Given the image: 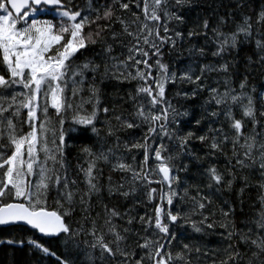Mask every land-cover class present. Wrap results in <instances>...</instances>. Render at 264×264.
<instances>
[{"label":"snow or ice","instance_id":"snow-or-ice-1","mask_svg":"<svg viewBox=\"0 0 264 264\" xmlns=\"http://www.w3.org/2000/svg\"><path fill=\"white\" fill-rule=\"evenodd\" d=\"M141 4L143 5L142 20L136 13H132L131 18L124 19L117 16L114 10L118 6L121 11L131 12L132 7L141 9ZM238 6L243 7L242 4ZM77 7L75 0H0V68L4 72L0 74V91L10 92V96L0 94V170H2L0 225L30 226L42 236L63 239L66 248L69 247V241H73L76 237L81 235L91 237L90 244L85 241L89 249L85 253L86 264H105V261L117 259L120 264H176L179 260H184L185 264H191L185 259V252L190 255L193 251L188 244L183 245L184 252L173 256L170 250L165 251V243H161L160 239L140 237V234L136 233L135 235L138 239H142L143 243L137 242L136 247H131L128 244V238L135 217H128L127 213L122 214L117 209H110L104 204L101 205L102 216L100 212H97L95 216L92 215L94 211L92 198L98 196L101 191L98 176L94 175V172L102 171L97 169V162L101 160L109 162V156L113 153L109 149L107 153L101 151L97 154L90 148H84L83 151L90 160L88 168H82L81 171L84 172L88 190L81 192L77 187L74 191L72 186H75L77 182L69 178L67 165L64 162L65 118L71 113V123L80 126L85 138L89 133L98 137L100 129L96 127V123L99 114L103 112L107 116L115 109L101 107V93L95 83L97 75L100 76L101 82L110 77L128 82L137 81L136 96L132 99L135 101L137 96L144 97L147 100V110L144 103H140L129 118L116 115L115 130L111 121L106 120L104 123L107 126L106 136H115L117 131L147 127L143 143L134 142L131 147L125 144V149L129 152L133 149L143 150L142 166L137 169L134 163L113 165L116 171L131 173V180L113 185L112 178L109 176L108 193L127 198L135 193L137 183L142 187H148L154 183L166 187V191L162 188L159 192L155 187L149 188V201L159 199L160 204L155 208L154 218L146 219L141 216L139 223L145 232L154 225V228L158 230L156 234L166 238V243L170 244L176 238L170 233V226H175L178 221L183 220L185 223L190 221L191 227L196 232H202L203 228L198 226L196 221L191 220V215H200L202 217L200 225L210 230L214 229L217 222L208 223L210 217L203 213L212 204V200L202 195L198 188L197 196H190V185L185 187L182 193L179 191L181 185L179 173L187 172L188 165L180 168L173 163L179 154L174 156L169 151L168 146L163 142L165 138L169 142L175 141L183 154H189V142L194 138L199 139L201 143L208 142L210 148L218 152H223L222 145L231 142L236 165L243 169L258 164L261 174L264 175V143L258 145L257 141V136H264V133H258L255 130L260 120L256 116L253 96L244 91L248 84L247 75L239 85L241 90L239 95L233 94L236 90L230 87V81L227 82L229 87L223 93L213 88L211 95L217 105H223L229 101L235 104L247 99V104L243 106V115L250 118L253 123L252 134L245 135L242 121L233 119L230 127L235 135L231 138L223 133L222 128H209L211 136L205 134L196 137L191 131L181 136L170 125L178 128L179 117L186 116L187 113L177 112L171 101L167 100V85L175 84L179 80L195 84L199 90L200 81L206 72L227 73L229 71L227 62L219 68L204 65L194 79V72L190 66L183 71L182 75L177 76L176 72H169L168 65L162 63L163 46L168 45L171 49H175L177 40L184 39V33L176 31L175 28L170 29L168 25L173 21L177 25L185 22L180 12L185 7H191V0H135L134 3L133 0L128 2L113 0V4L104 7L102 12L92 7V0H88L86 9L74 10ZM93 13L95 18L91 19L90 16ZM40 16L51 18L39 19ZM114 20L120 23L122 33L112 32L111 38L116 40L121 35L129 38V43L122 45L127 49L126 58L121 60L120 57L113 56L112 45H106L98 54L107 57L103 67L91 60L77 64L76 60L79 56L85 55L90 45H95L97 39H103L102 32L112 31L111 22ZM103 21L109 22L107 28L102 27ZM220 23L224 24L226 21L222 18ZM256 23L264 25V10L258 14ZM93 24L96 25L95 32L91 31ZM252 27V18L245 17L243 24L230 35L220 31L219 27L213 29L217 51L212 55L222 56L229 49H236L238 37L242 34L247 39L252 34ZM86 28L89 29L87 33ZM202 28L204 35L207 36L209 29L207 19L203 21ZM161 29L163 35H161ZM196 35L198 33L195 30L188 32L189 38ZM256 46L264 50V44L261 41H257ZM190 51L193 50L190 49ZM197 55L204 56V50L199 49ZM153 57H155L154 65L149 63ZM108 61L111 63L109 64ZM260 62L264 64V55L260 56ZM248 63H252L250 57ZM154 66L157 71L155 76H153ZM86 72L93 74L92 81L89 82L87 98L81 95L85 91L83 85L86 81ZM17 89L20 90L17 91ZM69 90L70 97L67 95ZM255 91L256 89L253 88L252 92ZM192 95L195 96L196 92L194 91ZM259 95L264 105V92ZM78 96L79 102H77ZM184 97L188 98V93H184ZM86 105L91 106L90 112ZM50 108L55 110L57 128L49 127ZM24 110H27L26 123L30 129L26 133L23 132L22 126L19 130L17 128V122L21 125L24 123L20 120ZM217 115L216 112L210 113L212 117ZM227 116L232 118L231 111L227 113ZM260 116L264 117V111L260 113ZM200 123V120L196 121L197 125ZM216 133L221 135L218 136ZM157 138L160 143L158 147H153L156 145ZM117 141L119 144L118 136ZM237 147L242 149V152L237 151ZM9 151L10 154H8ZM254 151L259 152L258 157L254 155ZM150 154L156 163L155 170L147 167ZM133 161L135 162V157ZM154 174H158L160 179L153 180L151 177ZM206 175L209 180L207 187L210 190L215 188L217 193L221 191L222 186L231 190L236 179L235 173L229 172L231 179H228L215 167L207 169ZM31 177L36 178L35 182H30ZM245 182H247L246 178ZM125 183L131 186L130 190H124ZM260 187L264 188V184ZM53 190L56 193L55 203L59 210L49 211L47 199L50 191ZM243 193L242 188L240 195L243 196ZM186 197L192 201L191 215L172 214L174 200L183 202ZM10 200L19 202H9ZM260 202L262 211L259 213L260 218L256 224L264 230V196L260 197ZM77 209L81 213L82 222H76L78 226L73 227L66 222V217L71 219L73 212ZM234 212L235 209L231 206L227 212L221 209V215L227 222H221L219 226L225 229L231 227L232 230L228 231V239L234 235H240V239L247 244L250 237L236 232L234 221L229 219ZM117 219L125 220L130 227L121 228L115 223ZM250 242L258 250L253 253V257L258 258L259 255L264 254V236H258ZM0 243L14 244L16 242L8 240L0 241ZM18 243L20 247H23L25 241L21 240ZM27 243L45 256L54 257L57 264H77V261L72 259L70 249L67 253L68 258L61 259L37 240H29ZM71 247L79 249V244L73 243ZM136 248L145 255L137 259ZM97 251L100 254L98 258L95 256ZM195 251L199 252L200 249L197 248ZM225 251L228 255L219 264H240L243 254L238 249L233 250V246L229 245ZM213 264H216L215 260ZM260 264H264V261Z\"/></svg>","mask_w":264,"mask_h":264},{"label":"trees","instance_id":"trees-1","mask_svg":"<svg viewBox=\"0 0 264 264\" xmlns=\"http://www.w3.org/2000/svg\"><path fill=\"white\" fill-rule=\"evenodd\" d=\"M124 1L128 2V0ZM134 2L135 0H133V3ZM87 4L88 0H80L76 4L78 7L74 10H79L80 8L86 9ZM112 4L113 0H92L94 9H100L101 12L104 7L111 6ZM238 4H242L243 7H239ZM142 6L141 4V9L132 7L131 12L121 11L118 6L114 10L117 16H121L124 19H129L132 13H136L142 20ZM261 10H264V0H191V7H185L180 12L185 22L177 25L175 21H173L168 25L170 29L175 28L176 31L184 33V39L177 40L175 49H171L168 45L162 48V63L168 65L170 73L176 72L177 76L182 75L183 71L190 66L193 69V78L195 79V76L200 73V68L204 65L219 68L226 62L229 64V71L227 73L218 71L206 72L200 81L199 90L195 84L180 82L179 80H177L175 84L170 83L167 85L166 98L169 97L177 112L187 113L186 116L179 117V127H175L179 135L182 136L191 131L195 133L196 137L205 134L211 136L212 134L209 133V128H222L223 133L231 138L235 135L234 130L230 127L233 119L242 121L245 135L252 134L253 123L250 118L243 115V106L247 104V99L235 104L229 101L226 104L217 105L213 101L211 95V89L213 88L219 89L222 93L223 90H227L229 85L227 84L228 81L231 82L230 87L236 90L233 94L239 95V92H241L239 85L243 81L245 75H247L248 84L244 91L253 96L255 100L256 116L257 119L260 120V124L255 126V128H257L255 130L258 133H264V117L260 116L261 111H264V105H262L259 95L261 92H264V64L260 62V56L264 55V50L258 49L256 46L257 41H261V43L264 44V25L256 23L258 14ZM245 17L252 18L253 27L251 36L245 39L241 34L238 37L239 42L236 49H229L227 53L222 56H213L212 53L217 51V42L212 30L219 27L220 31L224 32L226 35H230L237 31L239 25L243 24ZM90 18L94 19L95 14L93 13ZM222 18L226 23H220ZM205 19H207L209 23L207 36L204 35V30L202 28ZM108 24L109 22L107 21L101 22L102 27L105 28L108 27ZM111 24L112 31L102 32L101 37L103 39H97L95 45H90L84 56H79V54H77L79 56V59L76 60L77 64H83L91 60L95 64H100L103 67L107 57L98 54L102 52V49L106 45H112L113 56L120 57L121 60L126 58L127 49L126 47H122V45H127L129 43V38L121 35L116 40H113L111 38L112 32L122 33V27L120 23L115 20L112 21ZM193 30H195L198 35L189 38L188 32ZM88 31L89 29L86 28L85 32L87 33ZM91 31H96L95 24L92 25ZM163 34V30L161 29V35ZM201 48L204 50V56L197 55V51ZM190 49L193 51H190ZM249 57L252 61L251 64L248 63ZM154 61L155 57H153L149 63L154 65ZM108 63L110 64L111 61H108ZM1 70L3 69L0 68V71ZM155 71L154 66L153 72ZM85 75L86 81L83 85L85 91L81 93V95L87 98L89 95V82L92 81L93 74L91 72H86ZM95 83L100 89L101 107L115 109L114 112L110 111L107 116H105L103 112L99 114L96 127L100 129V135L97 137L89 133L88 137L85 138L81 133L80 126L71 123V113L65 118L66 122L64 124L66 133L64 162L67 165V174L69 178L77 182L75 186H72L74 191L77 187L81 192H86L88 190L84 172L81 171L82 168H88L90 160V157L84 153V148H90L97 154L101 151L107 153L109 149H111L113 153L109 156V162L106 163L102 160L97 162V169L102 171L94 172V175L98 176L101 191L98 196H93L92 198V206L94 209L92 215L95 216L97 212H100L102 216L103 212L101 205L104 204L110 209H117L122 214L127 213L128 217H135L131 225V234L128 238V244L131 247H136L137 242L143 243V240L138 239L135 235L136 233H139L140 237L148 236L153 240L160 239L161 243H165V251L170 250L173 256H175V252L176 254L184 252L183 245L188 244L192 247L193 251L191 252L192 255L185 252V259L189 260L191 264H213L214 260L216 264H219L221 260L227 257L228 252L225 250L228 249L229 245L233 246V250L238 249L243 254V259L240 264H249V261H251V264H260L261 261H264V254L259 255L258 258L253 257V253L258 250L250 242L251 240L257 239L258 236H264V230H261L256 224V221L260 218L259 213L262 211L260 197L264 196V188H261L260 185L264 184V175L261 174L258 164L243 169L236 165V160L233 158L231 142L228 143L229 145H222L223 152H218L211 149L208 142L201 143L199 139L194 138L189 142V154H183L179 147L176 146L175 141L171 143L165 138L166 141H168L169 151L174 156L179 154L173 163L180 168H183L184 165H188L187 172L181 171L179 173L181 180L179 191L182 193L183 189L190 185V196H197L198 188L202 195L209 197L212 200V204L204 210L203 214L210 217L208 223H212L213 221L217 223L214 229L211 230L200 225L199 222L202 217L200 215H191L193 211L192 201L186 197L183 202L174 200L171 211L174 214L180 213L181 216H185L186 214L191 215V220L196 221L197 225L203 228L202 232H196L194 229H190L192 228L190 221L188 223H185L183 220L178 221L175 226L170 228V233L175 235L176 238L168 244L166 243V238L155 236L158 230L154 228V225L152 228H149L147 232L144 231L139 223V217L144 216L146 219L148 217L154 218L155 208L160 204L159 199L149 201L148 190L150 187H155L159 192L163 188V185L154 183L151 186L142 187L137 183L135 185V193L125 198L119 194L110 195L108 193V178L111 176L113 185L131 180V173L114 170L113 165L117 163H134L137 169L142 166L143 150L133 149L129 152L125 149V144L131 147L134 142L143 143V136L147 131V127L142 126L126 131H117L115 136H106L107 126L104 122L106 120L111 121L115 130L117 122L114 117L116 115L129 118L130 114L135 112L136 106L140 103H144L145 105L147 100L142 96H137L136 100L133 101L132 97L136 96V88L138 86L137 81L134 80L133 82H128L110 77L101 82L100 76L97 75ZM70 88L71 85L69 86V89ZM252 88H255L256 91L252 92ZM194 91L196 92L195 96L192 95ZM0 92L2 95L5 94V96H10V92ZM184 93H188V98L184 97ZM67 95L69 97L71 96L70 90ZM77 102H79V96L77 97ZM86 107L90 112L91 106L86 105ZM229 111L232 113V118L227 116ZM212 112H216L218 115L212 117L210 116ZM49 116L51 118L49 127L57 128L58 121L55 110L50 108ZM20 120L24 121V123L21 125L17 122V128L19 130L22 126L23 132L26 133L30 130L26 123L27 110L22 111ZM197 120L201 121L200 125L196 124ZM216 135L219 136L221 134L216 133ZM117 136L119 137V144ZM257 138L258 145L259 143H264V136H258ZM241 143H243V141H241ZM237 151L242 152V149L237 147ZM8 154H10V151ZM254 155L258 157L259 152L254 151ZM133 157H135V162L133 161ZM193 157H195V159H193ZM211 167H215L218 172L225 174L228 179H231L228 175L229 172L235 173L236 179L231 190L222 186L221 191L217 193L215 188L210 190L207 187L209 180L206 171ZM245 178L247 182H245ZM130 188L131 186L125 183L124 190H130ZM242 188L244 189L243 196L240 195V189ZM56 199L55 191H50L47 199V207L49 210H59L55 203ZM241 200L243 201L242 204ZM225 201H227V203H225ZM9 202H11V200ZM229 206L235 209V212L229 217V219L235 223V231L241 235L247 234V236L250 237L247 244L240 239V235H234L231 239H228V231L232 230L231 227L225 229L219 226L221 222H227L221 215V209L227 212L229 211ZM165 207L167 206L165 205ZM66 222L73 227H77L78 224L76 222H82L79 209L73 212L71 219L66 217ZM165 222H167V220H165ZM115 223L120 225L121 228L130 227L125 220L117 219ZM2 232L11 233L8 238L16 243H2L0 245V264H57L54 257L45 256L40 251L31 247L27 243L29 240H37L45 247H48L50 251L55 252L61 259L68 258L67 253L70 249L72 259L76 260L77 264H86L87 256L85 253L89 249L85 241H88L90 244L91 237L83 235L76 237L73 241H69V247L66 248L63 239L39 236L36 231L25 226L15 225L0 227V241L3 240ZM21 240L25 241L23 247H20L18 243ZM73 243L79 244V249L72 248L71 244ZM197 248L200 249L199 252L195 251ZM99 255L97 251L95 256L98 258ZM141 255H145V253L139 248H136L137 259H139ZM115 262V264H120L119 259ZM183 262L184 260H181V263ZM105 264H108L107 261H105Z\"/></svg>","mask_w":264,"mask_h":264},{"label":"rangeland","instance_id":"rangeland-1","mask_svg":"<svg viewBox=\"0 0 264 264\" xmlns=\"http://www.w3.org/2000/svg\"><path fill=\"white\" fill-rule=\"evenodd\" d=\"M80 0H75V3L77 4L78 2H79ZM93 7V6H92ZM94 8V7H93ZM39 19H50L51 17H43V16H40V17H38ZM31 19V18H30ZM30 19H29V22H30ZM20 26H22V25H20ZM192 66V65H191ZM0 74H4V72H3V70H1L0 71ZM133 74H135L134 72H133ZM155 75H157V71H155V72H153V76H155ZM7 78V77H6ZM20 89H17V91H19ZM225 90H223V92H224ZM221 93H222V91H221ZM0 94H1V92H0ZM167 100H169V101H171L170 99H168L167 98ZM172 103V102H171ZM146 105H147V103H146ZM145 105V109L147 110V106ZM170 127H172V128H175V126L174 125H170ZM147 129V128H146ZM175 130H176V128H175ZM177 131V130H176ZM178 133V132H177ZM167 146H168V141H166V139H164V141H163ZM159 143H160V140L157 138V141H156V145H154L153 147H158V145H159ZM168 148H169V146H168ZM144 155V154H143ZM143 155H142V158H143ZM165 155H167V154H165ZM140 165H141V163H140ZM141 167V166H140ZM139 167V168H140ZM147 167L148 168H150V169H153V170H155V167H156V163H155V161L153 160V158H152V156H151V154H150V158H149V162H148V165H147ZM138 168V169H139ZM0 177H2V170H0ZM153 178V180H159L160 179V176L158 175V174H154L153 176H152ZM30 179V182H35V177H31V178H29ZM165 191L167 190L166 189V187H164L163 188ZM172 226H170V228H171ZM11 233H8V232H2V236H3V240L2 241H8V240H10V238H8L9 237V235H10ZM155 236H158V235H155ZM160 237V236H159ZM167 251V250H166ZM175 256H176V252H175ZM107 263L108 264H115L116 262L114 261V262H111V261H107ZM176 264H185V262H183V263H181V260H179V261H176Z\"/></svg>","mask_w":264,"mask_h":264},{"label":"bare ground","instance_id":"bare-ground-1","mask_svg":"<svg viewBox=\"0 0 264 264\" xmlns=\"http://www.w3.org/2000/svg\"><path fill=\"white\" fill-rule=\"evenodd\" d=\"M125 2V1H124ZM202 10V9H201ZM196 14V13H195ZM130 15V14H129ZM201 18V17H200ZM193 19V18H192ZM194 22V21H193ZM191 23V22H190ZM198 26V25H197ZM181 27V26H180ZM197 28V27H196ZM116 29V28H115ZM233 50V49H232ZM195 65V64H194ZM212 75V74H211ZM133 82V81H132ZM224 84V83H223ZM228 84V83H227ZM193 86V85H192ZM209 86V85H208ZM207 86V87H208ZM221 86V85H220ZM223 86V85H222ZM231 86H232V84H231ZM225 87V86H224ZM227 87V86H226ZM228 87H229V85H228ZM233 87V86H232ZM127 89V88H126ZM186 89V88H185ZM225 89V88H224ZM253 89V88H252ZM192 90V89H191ZM222 90H223V87H222ZM173 91V90H172ZM220 91V90H219ZM171 93V92H170ZM240 93V92H239ZM5 95V94H4ZM181 95V94H180ZM202 95V94H201ZM177 97V96H176ZM168 99H169V97H168ZM145 101V100H144ZM187 101H188V99H187ZM238 103V102H237ZM146 105V104H145ZM147 106V105H146ZM192 106V105H191ZM212 106V105H211ZM103 107V106H102ZM203 107V106H202ZM215 107V106H214ZM91 110V109H90ZM239 110V109H238ZM234 112H235V110H234ZM262 112V111H261ZM255 129H257V128H255ZM251 131V130H250ZM258 137V136H257ZM258 139V138H257ZM172 143V142H171ZM229 145V144H228ZM232 147V146H231ZM170 150V149H169ZM185 206V205H184ZM186 209V208H185ZM188 225V224H187ZM186 227V226H185ZM190 229H193V228H190ZM183 232V231H182ZM188 232V231H187ZM178 234V233H177ZM184 234V233H183ZM181 238V237H180ZM80 239V238H79ZM77 241V240H76ZM72 245V244H71ZM64 247V246H63ZM76 250V249H75ZM77 251V250H76ZM74 254V253H73ZM192 255V254H191ZM85 259V258H84ZM200 261V260H199ZM84 262V261H83ZM197 263V262H196ZM199 263V262H198Z\"/></svg>","mask_w":264,"mask_h":264},{"label":"water","instance_id":"water-1","mask_svg":"<svg viewBox=\"0 0 264 264\" xmlns=\"http://www.w3.org/2000/svg\"><path fill=\"white\" fill-rule=\"evenodd\" d=\"M49 211H54V210H49ZM17 225H23V226H26V227H28V228H30L31 229V227L30 226H27V225H24V224H17ZM0 226H10V225H0ZM32 230H34V229H32ZM40 234V233H39ZM41 235V234H40ZM42 236V235H41ZM45 237H47V236H45ZM49 238H51V237H49Z\"/></svg>","mask_w":264,"mask_h":264}]
</instances>
